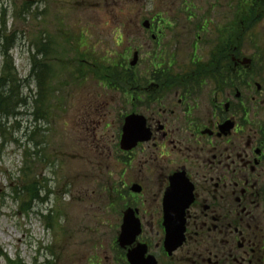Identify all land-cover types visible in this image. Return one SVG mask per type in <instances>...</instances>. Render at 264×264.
Masks as SVG:
<instances>
[{"label": "rangeland", "instance_id": "1", "mask_svg": "<svg viewBox=\"0 0 264 264\" xmlns=\"http://www.w3.org/2000/svg\"><path fill=\"white\" fill-rule=\"evenodd\" d=\"M243 1L195 0V12L237 31V60L248 68L253 59L254 92L264 95V15L248 26ZM182 11L181 0H0V79L9 56L20 80L11 83L17 115L0 111V264H112L124 211L112 189L122 187V76H149L154 58L190 61L192 34L158 51L143 26L164 13L168 42L193 29L173 18ZM157 217L144 225L154 253Z\"/></svg>", "mask_w": 264, "mask_h": 264}, {"label": "flooded vegetation", "instance_id": "2", "mask_svg": "<svg viewBox=\"0 0 264 264\" xmlns=\"http://www.w3.org/2000/svg\"><path fill=\"white\" fill-rule=\"evenodd\" d=\"M181 1L183 13L173 18L183 16V26L194 30L175 34L176 40L166 35V42L159 25L165 15L156 13L148 32L158 51L179 50L177 38L192 34L183 42L192 47L190 61L154 58L149 76H122V187L112 189L124 202L123 213L134 209L142 231L124 252L118 243L113 247L119 253L111 263L130 264L128 249L145 244L147 264H264V95L254 92V61L241 67L237 31L223 28L215 15L196 13L195 0ZM201 50L208 53L204 62ZM132 115L144 118L145 127L142 120L138 126L145 133L128 149L123 136ZM169 189L171 209L184 214L186 225L185 241L172 254L164 248ZM155 215L164 235L154 253L144 225H154Z\"/></svg>", "mask_w": 264, "mask_h": 264}, {"label": "water", "instance_id": "3", "mask_svg": "<svg viewBox=\"0 0 264 264\" xmlns=\"http://www.w3.org/2000/svg\"><path fill=\"white\" fill-rule=\"evenodd\" d=\"M148 26V23H145ZM137 63V54H135V58L132 61V66ZM142 120V124H144V118L132 115L127 118V122L125 125V133L123 143L128 144L126 148H131L136 144L139 139H143L145 131L139 128L140 121ZM141 130V131H140ZM142 134V136H141ZM150 135H148L149 138ZM147 138V137H146ZM136 191V187H134ZM172 192L169 189L166 192L165 196V213H164V227L166 231L164 245L169 254H172L177 248H179L183 242L185 241V218L183 213L175 212L171 209V198ZM141 223L140 220L135 216V212L133 209H129L125 216L124 222L122 225V232L119 236L120 243L123 247L127 245H131L135 242L137 236L141 233ZM148 252V247L145 244H139L136 248L130 250L128 252V258L131 264H147L148 258H145L146 253ZM154 261V258H150ZM153 264H156L154 261Z\"/></svg>", "mask_w": 264, "mask_h": 264}, {"label": "trees", "instance_id": "4", "mask_svg": "<svg viewBox=\"0 0 264 264\" xmlns=\"http://www.w3.org/2000/svg\"><path fill=\"white\" fill-rule=\"evenodd\" d=\"M244 7H247V10L245 9L242 18L247 20L246 23L248 26L255 25L259 22L261 17L264 15V0H244ZM249 7V8H248ZM6 74L3 78L0 79V87H5L7 84L11 86L12 82L20 81L17 79V75L15 72V69L12 66V62L9 59V56H7L6 59ZM6 75L8 77L6 78ZM45 80L47 77L43 74H38V79ZM40 86L45 89V83H43L41 80L39 82ZM48 85V84H47ZM11 89V92L9 90ZM17 94L16 90H14L11 86L9 89H2L0 90V111H4L7 116H16L17 113L14 112V108H12V104L16 103L17 99H14V96ZM27 152V151H26ZM25 170V167L23 171ZM33 196L35 195V198H38V194L36 190L32 193Z\"/></svg>", "mask_w": 264, "mask_h": 264}]
</instances>
